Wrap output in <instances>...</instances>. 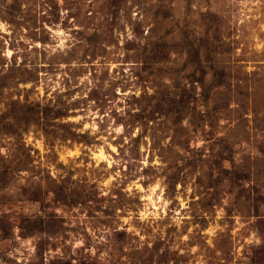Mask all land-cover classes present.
<instances>
[{
    "label": "clouds",
    "instance_id": "9594fccd",
    "mask_svg": "<svg viewBox=\"0 0 264 264\" xmlns=\"http://www.w3.org/2000/svg\"><path fill=\"white\" fill-rule=\"evenodd\" d=\"M53 4L58 15L49 14ZM41 7L47 23L22 28L11 49L9 33L0 46V75L12 66L39 76L7 89L16 99L33 87L39 119L0 132V217L10 224L7 236L0 229V264H147L157 240L182 249L187 264H257L264 252V0H41ZM209 16L219 21L228 62L238 70L234 84L219 83L227 85L222 111L185 78L190 66L176 71L184 62L174 49L148 79L133 75L147 74L143 58H130L137 49L170 41L186 27L201 35ZM93 36L101 37L96 46ZM177 82L195 89L183 112L133 120L137 101L178 93ZM46 107L55 118L45 120ZM224 146L230 151L220 168L244 174L240 185L258 197L251 207L227 178L207 206L190 203L183 182L170 185L171 174L186 171L194 157L195 175L215 179L220 170L210 165ZM50 218L54 230L22 226Z\"/></svg>",
    "mask_w": 264,
    "mask_h": 264
},
{
    "label": "rangeland",
    "instance_id": "374dc122",
    "mask_svg": "<svg viewBox=\"0 0 264 264\" xmlns=\"http://www.w3.org/2000/svg\"><path fill=\"white\" fill-rule=\"evenodd\" d=\"M44 3H51L52 0H43ZM113 4H118L119 0H112ZM41 4V0H0V46L3 45L4 40L9 39V33L14 39L10 41L7 46L9 49L12 47L15 39H19L17 33L21 31L22 28L26 29L29 25L33 27L40 26L38 21L47 23L43 17L39 16V11H43V8H37V5ZM59 13V6L54 5L49 9V14ZM207 29L201 35H194L191 28L181 29L180 32L175 34V38L170 41H165L163 38L157 39L151 44L144 48L143 50L137 49L135 55L130 58H143L144 60V69L143 72L147 73L142 74L140 72L134 73L139 81L148 79L149 76L153 75V65L160 60H163L167 57L170 49H174L176 52L173 55H179L183 58L184 64L181 69L176 71H182L183 68L190 66L191 71L186 74V77L191 81L195 80L196 84L200 86L201 98L207 94L209 97V102L212 103L213 107H219V110H223L224 105L226 104L228 97L225 94V89L227 85L219 84L224 82V79L228 81L229 84L235 83V76L237 74V69L234 65H230L228 62V54L230 50V45L227 42L223 41L221 35L219 21L214 17L206 18ZM7 27V31H5ZM24 35H30L27 32L23 33ZM101 40L99 36H93L89 38V42L96 46ZM21 46H23V41H20ZM129 49L136 48L134 44L126 45ZM14 56L10 59H13ZM158 57V58H156ZM4 61V57L0 56V64ZM22 61L21 63H25ZM203 70H207V79L203 83ZM44 68H40L39 72H43ZM225 73V76L223 72ZM199 72L200 75H196ZM123 75V72L121 73ZM37 71H29L20 67H9L7 73L0 75V101H6L3 111H0V132L12 133L15 132L14 124L23 123L29 119H39L37 118L39 113L35 109V104L38 103L34 98L29 99V96L33 93L34 88L29 87L27 91H21L17 93L16 99H9L7 94V89L12 87L14 82L17 80L20 83H31L33 80H38ZM202 83V84H201ZM179 84V82H177ZM35 90L40 92L41 96H46L47 91L35 86ZM239 90H234L232 92L233 96L238 94ZM195 89H185L183 92L184 95L188 98H193V93ZM22 96V101H21ZM139 99V98H137ZM141 104V111L134 113L132 118L133 120L140 121H150L154 120L159 113L161 116L166 115L167 118L171 119L176 116V113H179V110L176 108L173 112L166 114L161 105H156V101L152 97H142L141 100L137 101ZM155 103V104H154ZM171 105V104H170ZM188 105V104H187ZM186 105V107H187ZM139 107V105H138ZM185 107V108H186ZM173 112V113H172ZM58 114V113H57ZM52 110L49 108L44 109V118L47 121L50 116H52ZM11 118V120H10ZM53 118L55 116L53 115ZM230 151L227 146L221 148L220 152L216 154L217 158L212 162L213 164L210 167L215 166L220 170V175L215 179L212 178L211 172L207 174L206 177L195 175L194 169H198V159L193 158L192 161H189L186 165V171H174L170 177V185L174 186L176 183L183 182L181 186V191L184 187H188L186 193L188 201L191 203L193 201L201 202L205 206L211 203L212 199H215L221 189V185L224 182V179L227 178L229 183L233 187H239L240 191L238 193L237 199L242 196L244 197L245 203L251 207L258 197L254 196V193L250 190L244 189L240 185V181L244 178V174L238 171L228 172L227 170L220 168V161L224 158V152ZM6 179V171H0V181ZM191 182V183H189ZM211 189V192H209ZM36 195V194H34ZM43 222V223H42ZM199 223V221H196ZM29 225L30 229H26L28 232L35 230H54L56 227L55 221L51 218L48 221L42 220H27L23 222V227ZM10 224L6 216L0 217V229L4 230L5 236L9 234ZM32 229V230H31ZM167 233V229L165 230ZM167 238V236H166ZM174 239V237L172 238ZM171 242V241H169ZM161 249H164L161 251ZM264 257V252L257 253V264H264V258L259 262V258ZM190 257L187 253H184L182 249L173 251L171 248L167 247L163 241H155L151 244V250L148 252L145 260L147 264H187ZM57 264H70V261H58ZM143 264V262H141ZM195 264V262H193Z\"/></svg>",
    "mask_w": 264,
    "mask_h": 264
},
{
    "label": "trees",
    "instance_id": "16d2710c",
    "mask_svg": "<svg viewBox=\"0 0 264 264\" xmlns=\"http://www.w3.org/2000/svg\"><path fill=\"white\" fill-rule=\"evenodd\" d=\"M156 58H158V57H156ZM204 71L205 70H203L202 73H204ZM177 88L179 89L178 93H169L167 90H165V91L160 92L158 95L152 97L156 101V105L162 104L163 106H168V107H163L166 114H168L171 111L175 112L174 110L176 108L179 110V113L183 112L186 105L191 100V98L186 97V95H184V93H183L186 88L181 87L180 84H177ZM177 96H178V98H177ZM175 113H176V115L178 114L177 112H175ZM37 118H39V115ZM58 199H64L63 193H58ZM24 228L30 229L29 225H25ZM263 258L264 257L259 258L258 259L259 262L261 260H263Z\"/></svg>",
    "mask_w": 264,
    "mask_h": 264
}]
</instances>
